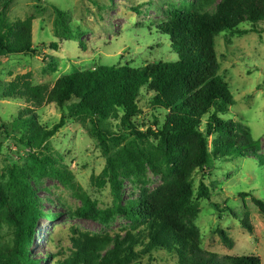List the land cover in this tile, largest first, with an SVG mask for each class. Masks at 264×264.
<instances>
[{"label": "trees", "instance_id": "trees-1", "mask_svg": "<svg viewBox=\"0 0 264 264\" xmlns=\"http://www.w3.org/2000/svg\"><path fill=\"white\" fill-rule=\"evenodd\" d=\"M56 9L57 25L64 27V13ZM33 21L30 17L10 23L2 18L0 59L9 55H39L33 42ZM245 22H264V0H203L197 10H176L166 23L158 26V32L168 37L178 55L175 62L159 61L139 68L100 66L65 75L53 88L35 86L29 76L11 81L8 97L25 100L33 109L56 104L63 116L51 128L40 124L31 108L19 117L27 133L18 140V148L29 147L31 152L27 165L10 159L6 165L8 184H0V227L7 224L13 229L12 240L0 243V264L41 263L42 259L32 254L31 246L38 223L43 217L53 218L44 211L35 186L44 178L77 190L82 204L76 212L79 218L107 223L122 215L145 226L124 237L80 234L73 238V249L67 258L54 260L52 254L45 256L54 264H135L147 256L152 258L157 251L175 256L179 264H263L257 255H228L220 259L202 249L198 229L187 233L175 218L193 193L195 174L204 171L212 156H254L264 167L261 142L254 139L251 128L242 121L225 118L236 102L228 81L220 74L216 51V38L224 32L245 34L239 28ZM68 33L65 40L72 39V30ZM49 47L58 51L59 44L55 42ZM144 89L153 93V111L164 116L160 119L154 115L153 126L141 131L137 120L142 114L140 98ZM110 121L117 122L118 131L105 126ZM69 123L82 125L106 159L104 171L94 182L99 188L111 187L115 205L110 209H100L76 184L72 173L53 167L44 152L49 151L50 139ZM211 138L213 150L209 146ZM152 141L155 144L148 146ZM0 155H4L2 143ZM147 166L157 175L164 173V167L168 169L164 186L124 205L125 180L138 176L136 171L142 172ZM210 196L209 188L202 183L198 197L207 200ZM240 196L245 199L250 195ZM252 201L264 215V200L253 197ZM192 213L197 217L201 213L199 206ZM243 225L253 233L248 216ZM218 235L227 248L234 247L225 230H219Z\"/></svg>", "mask_w": 264, "mask_h": 264}, {"label": "rangeland", "instance_id": "rangeland-1", "mask_svg": "<svg viewBox=\"0 0 264 264\" xmlns=\"http://www.w3.org/2000/svg\"><path fill=\"white\" fill-rule=\"evenodd\" d=\"M203 0H0L1 20L14 23L33 17V42L38 56L9 55L0 59V184L7 185L6 165L10 159L27 165L31 148H18V140L27 133L19 121L21 113L33 109L25 100L7 96L11 81L29 76L35 86L53 88L63 76L78 71L94 70L100 66L130 65L145 67L159 61L175 62L178 55L167 39L158 32V26L170 18L172 12L197 10ZM56 8L64 13V27L57 25ZM213 9V8H212ZM245 34L224 32L216 38V51L221 64L220 74L230 85L236 104L225 115L247 124L256 141L261 142L264 155V22L240 25ZM72 30V39L65 40ZM59 44L58 51L49 46ZM44 46V47H43ZM153 93L143 90L140 98L142 114L137 123L141 131L153 126L154 115L163 119L164 113L154 112L151 106ZM37 121L46 127L60 122L63 111L56 105L33 109ZM28 116V115H27ZM113 132L117 122L105 124ZM148 144V143H147ZM151 142L148 146H153ZM44 151L53 167L71 172L75 182L107 210L115 205L111 187L99 188L94 179L106 167L97 141L78 123L67 124L47 143ZM213 150V138L210 139ZM157 175L147 166L138 176L125 180L124 205L152 195L164 186L168 169ZM204 183L210 190V199L198 197ZM44 211L52 217H43L38 223L31 246L32 254L42 259L40 264H54L45 259L67 258L73 249V238L88 234L98 238L124 237L144 229L143 223H135L122 215H116L107 223L79 218L77 210L82 206L76 191L60 181L44 178L35 184ZM248 193L243 199L240 195ZM253 197L264 200V167L254 156L223 159L211 157L210 164L194 176L192 195L175 214L176 220L188 233L198 229L202 249L225 256L261 257L264 264V215L252 201ZM199 206L201 213L193 216ZM226 210V212H221ZM235 213V215H233ZM248 216L253 233L243 221ZM219 230H225L234 242L232 249L220 240ZM13 229L0 227V243L12 240ZM139 247H137L138 249ZM135 264H179L178 258L165 251L153 253Z\"/></svg>", "mask_w": 264, "mask_h": 264}]
</instances>
